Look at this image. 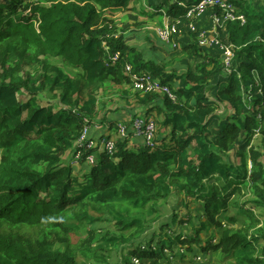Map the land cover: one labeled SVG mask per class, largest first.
I'll return each mask as SVG.
<instances>
[{
	"label": "trees",
	"instance_id": "16d2710c",
	"mask_svg": "<svg viewBox=\"0 0 264 264\" xmlns=\"http://www.w3.org/2000/svg\"><path fill=\"white\" fill-rule=\"evenodd\" d=\"M132 1L0 0V264L102 262L106 246L126 244L143 231V218L130 210L146 209L173 191L202 204L206 219L195 237L179 233L173 239H151L129 248L130 256L143 261L147 255L153 264H163L169 252L178 255L175 247L200 243L206 223L221 227V215L236 207L251 220L226 230L208 249L233 254L234 264H264V254H258L263 222L239 203L248 184L253 203L264 208V162L253 144L260 135L264 146V4L257 11L246 0H229L246 21L228 20L217 27L220 44L208 47L197 38L209 25L197 23L196 32L185 28L192 21L188 8L201 0H153L156 14L181 20V28L193 37L183 49L196 63L179 73L146 59L122 34L112 15L131 9ZM211 12L204 15L210 18ZM222 45L234 53L227 75ZM116 52L121 59L114 63L110 56ZM53 57L76 72L68 73ZM127 64L171 87L178 100L137 92L149 115L155 110L162 115L156 146L133 140L131 134L119 136L113 153L98 144L83 149L81 163L90 153H96L97 161L78 176L64 156L68 151L75 156L82 147L77 142L99 115L98 93L105 84L133 85ZM29 66L34 73L24 77ZM48 91L58 103H39ZM158 98L161 104L155 103ZM223 103L235 113L219 121L216 113ZM226 152H234L241 163L225 160ZM120 204L130 208L118 209ZM106 213L121 231L110 238L106 232L94 246L95 230L83 238L80 230L84 223L105 220ZM132 229L126 237L125 230Z\"/></svg>",
	"mask_w": 264,
	"mask_h": 264
},
{
	"label": "rangeland",
	"instance_id": "374dc122",
	"mask_svg": "<svg viewBox=\"0 0 264 264\" xmlns=\"http://www.w3.org/2000/svg\"><path fill=\"white\" fill-rule=\"evenodd\" d=\"M152 2L153 0H133L130 4L131 9L114 14L112 17L116 20L122 34L128 38L129 44L142 51L146 59H154L157 62L166 63L169 68L174 67L179 73L186 72L190 66L192 67L195 65L196 61L188 56L189 52H186L183 49V45L192 42L193 37L187 33L186 30L182 29L181 33L174 35L172 42H164L158 35V30L170 21L166 14L155 13L156 10L151 5ZM246 2L252 9L257 11L260 10V7L264 4V0H246ZM197 23H201L204 26L209 25L206 30L218 31L216 25L211 21L209 16H199L197 18ZM173 43H176L177 46H174ZM52 61L59 64L70 74H74L76 72V70L70 68L62 58L53 57ZM223 72L225 75L228 74V72H225V68ZM29 73H34V70L30 66L24 69L22 75L27 77ZM137 92L144 94V92L136 90L133 85H118L113 82H107L99 91L98 105L100 112L91 129V136L96 143H102L106 137L110 136L117 140L119 138V133L117 131L116 123L126 122L130 124L135 115H141L143 118L150 117L155 120L156 125L159 126L162 115L160 116L158 110H155L149 115L147 113V108L139 103ZM23 99L25 98L23 97ZM38 101L39 103L46 105L56 104L59 100L57 96H52V93H49L48 91L39 96ZM155 103L161 104V98H158ZM234 113L235 111L232 107H230L227 103H223L217 110L216 114H218L219 121H224ZM112 123L114 126L110 127ZM212 127H214V125ZM93 129H95L97 136L92 135ZM163 133L165 134V132ZM133 140L137 139L134 138ZM261 142V136L256 135L253 144L259 147L262 152V161L264 162V146ZM194 146L195 144L191 146V155L193 154L192 147ZM223 156L227 161L234 162L235 164L241 163L240 157L238 158L234 152H226ZM72 158V151H68L64 156V162L73 164L75 167V174L78 176H81L82 173L87 170L86 168H90L91 164L87 162L83 164L79 161L77 165L74 164L75 162H73ZM244 191L245 193L240 198L239 203L243 205V207L253 210L260 217L263 222L262 225H264V208L258 207L255 203H253V200L256 197L251 185L248 186V184H245ZM201 205L202 204L198 199L185 197L183 194L173 191L168 197L160 198L157 203L151 204L146 209H142L140 211L130 210L131 214H135L143 218V231L136 234L134 236L135 239L126 244L118 243L113 246H106L107 249L103 251L106 259L96 264H126L128 261H134L137 264H153L150 261V257L147 255L142 257L143 261H136V259H134L135 257L130 256L129 248L143 246L145 243L149 244L151 239H154L155 242H159L160 239H173L179 233L183 234L184 237H195L196 231L200 229L201 223L206 219L203 215ZM127 206V204H120L118 209H124ZM128 207L130 208V206ZM221 216L223 218V225L221 227L206 223L207 229H202L200 231V243L195 242L192 245V248L187 247L188 245L184 247L174 246V252L178 253V255L174 256V254L169 252L168 257L162 259L161 263H236V259L233 254L228 255L224 254L222 251L208 249L209 244L211 242L216 243L219 237H221L226 230L243 227L244 224L249 222L251 219L248 215L238 214V208L236 207H231L227 213H224ZM105 218V220L97 221L92 225L84 223L82 225V229L80 230L82 238L88 235L90 228L94 229L95 238L93 239V245L97 246L101 243L100 238H103V234L106 232L108 233L109 238L119 234L121 226L119 227L116 225V221L112 219L110 214L106 213ZM230 218H236L237 221L233 222ZM133 232L134 229L125 230L126 237L131 236ZM77 241L78 240H74V243ZM263 242L264 241H260L258 254H264ZM77 257L79 262L83 261V257L80 254H78Z\"/></svg>",
	"mask_w": 264,
	"mask_h": 264
},
{
	"label": "built area",
	"instance_id": "2783aa9c",
	"mask_svg": "<svg viewBox=\"0 0 264 264\" xmlns=\"http://www.w3.org/2000/svg\"><path fill=\"white\" fill-rule=\"evenodd\" d=\"M180 5L186 6L184 2H179ZM216 7H220L222 13L216 10ZM211 9L210 18L216 27L223 26L228 20L239 19L242 23H245V17L243 15L237 14V7L234 3L229 0H201L197 4H194L188 8L187 17L192 21L186 24V28L190 29L193 32L198 31L197 20L199 16L204 15L208 10ZM182 21L176 20L174 22H168L163 27L158 30V35L160 38L167 43L172 42L174 35L182 32ZM198 41L201 46H213L219 45L220 40L217 35V31L202 30L198 33ZM174 44V43H173ZM177 46L175 43L174 46ZM224 49V60H225V71L230 73L232 71V60L234 53L231 49V46L222 45ZM113 62H117L121 59V53L116 52L114 55L110 56ZM132 66L130 64L126 65V72L130 76L133 86L136 90L141 92H159L164 95H167L172 101H177L178 96L173 91L171 87L161 83L158 79L153 78L151 74L148 73H136L133 72ZM119 131L122 137H129L133 135L134 137L143 138L145 142L151 146H156V124L154 120H146L141 116H135L130 126H127L125 123L119 124ZM90 127L86 126L83 133L81 134L78 143L82 146L80 149H77L76 155L74 156L75 162L78 163L84 156V150H89L94 148L97 144L95 140L90 138ZM106 149L113 153L115 151V141L108 140L105 143ZM84 149V150H83ZM88 160L91 164L96 162L95 154H89Z\"/></svg>",
	"mask_w": 264,
	"mask_h": 264
},
{
	"label": "bare ground",
	"instance_id": "6f19581e",
	"mask_svg": "<svg viewBox=\"0 0 264 264\" xmlns=\"http://www.w3.org/2000/svg\"><path fill=\"white\" fill-rule=\"evenodd\" d=\"M114 63H116V62H114ZM125 72H126V67H125ZM127 73V72H126ZM162 94V93H161ZM164 95V94H163ZM135 116H141V115H135ZM134 116V117H135ZM133 117V118H134ZM142 117V116H141ZM146 120H149V119H152V118H150V117H147V118H145ZM153 120V119H152ZM154 122H155V120H154ZM121 123H123V122H119V123H117V131H118V133H119V136L120 137H122L121 136V134H120V131H119V124H121ZM125 124H127V126H130V124H131V122H130V124H128V123H126V122H124ZM155 124H156V122H155ZM89 127H90V138H92L93 139V137L91 136V129H92V126L91 125H88ZM156 130H157V125H156ZM136 138V137H135ZM137 138H139V137H137ZM143 139V138H142ZM94 140V139H93ZM108 140H114L115 141V147H116V141L117 140H115L114 138H112V137H110V138H107V139H104L103 140V142L101 143H96V144H98L99 145V147H100V149H106V147H105V143L108 141ZM145 141V140H144ZM146 143V142H145ZM147 144V143H146ZM77 145H79V143L77 142ZM97 146V145H96ZM90 150V149H89ZM88 151V150H87ZM90 154H95V156H96V161H97V155H96V153H90ZM89 156V155H88ZM88 156H87V160H86V162L87 163H89V164H91L90 162H89V160H88ZM82 160V159H81ZM80 160V161H81ZM73 162H75V159H74V155H73ZM96 163V162H95ZM94 163V164H95ZM91 165H93V164H91Z\"/></svg>",
	"mask_w": 264,
	"mask_h": 264
},
{
	"label": "crops",
	"instance_id": "0c3cea01",
	"mask_svg": "<svg viewBox=\"0 0 264 264\" xmlns=\"http://www.w3.org/2000/svg\"><path fill=\"white\" fill-rule=\"evenodd\" d=\"M92 135L97 136L95 129L92 130Z\"/></svg>",
	"mask_w": 264,
	"mask_h": 264
},
{
	"label": "clouds",
	"instance_id": "9594fccd",
	"mask_svg": "<svg viewBox=\"0 0 264 264\" xmlns=\"http://www.w3.org/2000/svg\"><path fill=\"white\" fill-rule=\"evenodd\" d=\"M240 15H241V14H240ZM225 72H226V71H225ZM74 164L77 165L78 163L75 162ZM72 165H73V164H72ZM134 259H136V258H134ZM138 260H139V259H136V261H138ZM133 262H134V261H133ZM134 263L137 264L136 262H134Z\"/></svg>",
	"mask_w": 264,
	"mask_h": 264
}]
</instances>
